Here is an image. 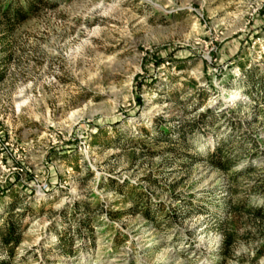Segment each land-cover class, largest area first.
Masks as SVG:
<instances>
[{"label":"rangeland","instance_id":"rangeland-1","mask_svg":"<svg viewBox=\"0 0 264 264\" xmlns=\"http://www.w3.org/2000/svg\"><path fill=\"white\" fill-rule=\"evenodd\" d=\"M10 1L0 261L264 264V0Z\"/></svg>","mask_w":264,"mask_h":264},{"label":"trees","instance_id":"trees-1","mask_svg":"<svg viewBox=\"0 0 264 264\" xmlns=\"http://www.w3.org/2000/svg\"><path fill=\"white\" fill-rule=\"evenodd\" d=\"M4 0H0L2 4ZM45 0H14L13 2H8L4 5L3 15L7 21V27L10 28L12 25L20 23L27 19L32 11L37 9V6L44 3ZM1 9V7H0ZM225 146L223 142L219 144L215 151L209 153V156L212 157L214 165L221 169H228L232 167L231 158L225 151ZM213 157L216 159L214 160ZM264 187V186H263ZM247 210L256 211L259 214H264V210L261 207H246ZM1 230V244L7 249L8 254H12L15 247L21 241V230H19V224L16 221L7 219V222ZM7 226V227H6ZM0 264H8L7 259L0 261Z\"/></svg>","mask_w":264,"mask_h":264},{"label":"bare ground","instance_id":"bare-ground-1","mask_svg":"<svg viewBox=\"0 0 264 264\" xmlns=\"http://www.w3.org/2000/svg\"><path fill=\"white\" fill-rule=\"evenodd\" d=\"M233 98H234V99H236V98H237V96H234Z\"/></svg>","mask_w":264,"mask_h":264}]
</instances>
